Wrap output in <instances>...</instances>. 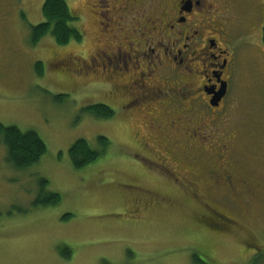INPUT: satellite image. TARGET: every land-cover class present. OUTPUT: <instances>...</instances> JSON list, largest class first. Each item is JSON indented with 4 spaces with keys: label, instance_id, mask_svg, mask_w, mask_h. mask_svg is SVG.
<instances>
[{
    "label": "rangeland",
    "instance_id": "1",
    "mask_svg": "<svg viewBox=\"0 0 264 264\" xmlns=\"http://www.w3.org/2000/svg\"><path fill=\"white\" fill-rule=\"evenodd\" d=\"M66 1L79 16L75 26L83 38L60 45L50 34L32 42L31 26L44 20V0H0V124L34 130L46 145L36 163L17 170L0 142V264H264L261 9L251 3L229 13L238 23L235 28L225 26L229 37L224 41L234 58L237 95L234 113L224 122L234 137L228 159L251 185H202L198 193L192 181L182 180L195 177L184 158L172 155L166 164L180 179L131 138L138 133L153 141L146 135L148 111L128 115L129 107L124 111L112 104L124 105L128 93H106L111 82L100 71L107 63L106 51L117 43L109 36L122 28L116 24H121L123 11L116 17L112 9H119L121 2H110L111 8L109 0ZM144 9L150 13L147 6ZM123 51L115 63L120 67L134 59L130 49ZM172 79L169 75L174 83ZM177 92L167 89L156 99L175 106L181 97ZM95 104L109 106L113 116L90 114L86 107ZM209 125L212 131L197 136L212 146L202 154L209 160L194 165L201 168L215 166V154L225 157L229 150L221 144L222 130ZM100 136L108 139L105 149ZM79 138L101 153L75 168L69 149ZM154 142L162 145L161 140ZM194 152H188L190 163L197 162ZM42 179L46 191L60 195L57 204L33 206ZM207 206L235 223L226 230L204 226L201 211Z\"/></svg>",
    "mask_w": 264,
    "mask_h": 264
},
{
    "label": "flooded vegetation",
    "instance_id": "2",
    "mask_svg": "<svg viewBox=\"0 0 264 264\" xmlns=\"http://www.w3.org/2000/svg\"><path fill=\"white\" fill-rule=\"evenodd\" d=\"M117 1L109 0L108 5L112 8L110 2L112 4ZM119 2L120 8L112 9L118 12L116 17H119L120 10L123 11L124 14L119 17L122 19L121 24H116L122 28L116 34L112 33L114 27L110 32L111 41L115 39L117 43L111 44L114 50L109 53L106 51L107 63L100 73L111 82V86L109 87L107 82L105 88L108 95L117 90L123 91L124 94L128 93L124 105L120 102L112 104L123 106L124 111L129 107L128 115L133 110L148 111L145 121L149 132L146 135L153 141L144 139L145 136H138V133L130 135L137 140L138 149L158 159L167 171L170 170L178 178L180 177L177 173L166 164H169L168 160L172 155L177 159L184 158L190 167L188 171L195 177L192 180L183 178L182 180L192 181L191 186L195 192L199 193L203 186H211L210 189H223L224 186L243 189L250 187L248 177L228 159L233 153L231 141L234 137L230 125L224 128V122L226 117L229 121L234 113L233 103L237 95L233 92L236 80L234 58L224 43L229 37L225 26L228 29L237 26V18L229 16L234 9L245 4H257L263 13L262 36L264 0H119ZM145 6L150 10L149 14L144 13ZM225 12L227 15H224ZM250 27L246 26L248 30ZM119 39H123L124 43ZM123 49L126 51L130 49L134 59L120 67L115 63L120 54L125 52ZM169 75L172 76L174 83L169 80ZM167 89H176L181 96L175 106L156 99ZM156 110L157 113H154ZM209 124L222 130L221 144L227 146L229 150L225 157L215 154L216 158H212L217 162L213 164L215 166L201 168L194 165L209 160L210 157H202V154L204 148L212 146L203 143L197 136L204 137L205 130L212 131ZM167 130L172 134H167ZM179 131L182 132L180 134L182 137L179 136ZM155 140H161L162 145L158 147ZM190 150L195 151L194 155L198 153L196 163H190L188 154ZM201 217L203 225L210 229L226 230L231 228L234 222L211 206L201 211Z\"/></svg>",
    "mask_w": 264,
    "mask_h": 264
},
{
    "label": "trees",
    "instance_id": "3",
    "mask_svg": "<svg viewBox=\"0 0 264 264\" xmlns=\"http://www.w3.org/2000/svg\"><path fill=\"white\" fill-rule=\"evenodd\" d=\"M44 20L31 26L32 42L38 43L46 34H50L57 44L65 45L69 41L80 42L83 38L81 30L75 26L79 16L75 14L66 0H44L42 4ZM264 43V28L262 32ZM37 73L41 74L39 64ZM86 110L98 118H110L114 111L105 104H95L86 107ZM100 144L103 149L108 147V139L100 136ZM0 142L6 148V159L17 170L25 169L36 163L46 151V145L42 138L34 130L22 131L15 125L0 124ZM101 153L90 147L83 138L77 139L69 149V158L75 168H81L94 161ZM39 196L32 202L33 206L54 205L60 201V195L52 191H46V180H41ZM198 264H204L198 262Z\"/></svg>",
    "mask_w": 264,
    "mask_h": 264
}]
</instances>
